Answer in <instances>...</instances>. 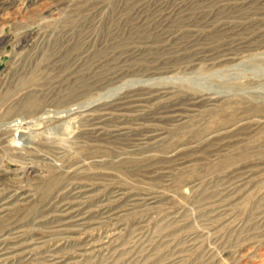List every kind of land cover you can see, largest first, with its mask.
Segmentation results:
<instances>
[{
    "label": "rangeland",
    "instance_id": "1",
    "mask_svg": "<svg viewBox=\"0 0 264 264\" xmlns=\"http://www.w3.org/2000/svg\"><path fill=\"white\" fill-rule=\"evenodd\" d=\"M36 1L0 22V264H264V0Z\"/></svg>",
    "mask_w": 264,
    "mask_h": 264
},
{
    "label": "bare ground",
    "instance_id": "2",
    "mask_svg": "<svg viewBox=\"0 0 264 264\" xmlns=\"http://www.w3.org/2000/svg\"><path fill=\"white\" fill-rule=\"evenodd\" d=\"M19 1H22V0H0V22L2 21V19H4V17L9 13L8 12V10H15V8H16V6H18V8L19 9H22V7L20 6V4H19ZM28 1V3H33V2H35L36 0H27ZM37 2V1H36ZM35 2V3H36ZM36 5H37V3H36ZM24 103V102H23ZM36 102L34 101V100H28L27 101V103L25 104V106H24V109H32V108H34L36 105ZM85 106V105H84ZM87 108V107H86ZM90 108V107H89ZM21 109V108H20ZM23 109V110H24ZM83 109V108H82ZM18 110V109H17ZM78 110H80V109H78ZM93 110V109H92ZM88 111V110H87ZM42 112V111H41ZM66 113H64V114H62V115H59V116H57L56 115V117H51V118H47L48 120H47V122L49 123H57V122H60V121H62L63 119H65V118H67V117H70L69 116V110H66L65 111ZM78 112V111H77ZM38 113H39V111L38 112H36V113H33L35 116H37L38 115ZM44 113H46V114H50V111H49V109L48 110H46V111H44V112H42V113H39V114H44ZM17 114V113H16ZM40 115V116H41ZM39 116V117H40ZM48 117H50V115L48 116ZM75 118V117H74ZM19 120V119H18ZM17 120V121H18ZM35 120V119H34ZM45 120V119H44ZM69 121H72L73 122V120H71V119H68ZM69 121H67V122H69ZM74 122H75V120H74ZM49 123V124H50ZM14 124H16L15 122H14ZM19 124V123H18ZM50 125H53V124H50ZM69 125V124H68ZM14 126V125H13ZM30 127H28V132H23L22 130L21 131H19V129H18V133H16L15 134V137H13V138H11V139H13L11 142H12V145H16V146H19V147H21L22 146V139H24V138H28V137H30V136H34V134H32V132H37V131H40L43 127L42 126H39V123H37V124H35V125H29ZM63 126V125H62ZM96 126V125H95ZM74 127V126H73ZM55 129V128H54ZM62 129V128H61ZM60 129V130H61ZM63 130V129H62ZM15 131V130H14ZM43 131V130H42ZM55 131V130H54ZM20 132V133H19ZM38 133V132H37ZM47 134V133H46ZM40 135V134H39ZM41 136H42V133H41ZM44 136V135H43ZM35 137V136H34ZM42 138V137H41ZM10 142V141H9ZM26 142V141H25ZM34 142V141H33ZM36 143V142H35ZM25 145V144H24ZM23 145V146H24ZM31 145V144H30ZM65 145V144H64ZM11 146V145H10ZM73 168V167H72ZM70 219V218H69ZM57 223V222H56ZM7 249V248H6Z\"/></svg>",
    "mask_w": 264,
    "mask_h": 264
}]
</instances>
